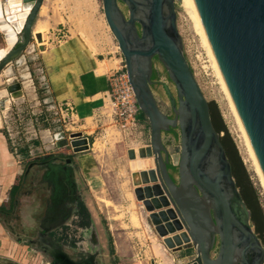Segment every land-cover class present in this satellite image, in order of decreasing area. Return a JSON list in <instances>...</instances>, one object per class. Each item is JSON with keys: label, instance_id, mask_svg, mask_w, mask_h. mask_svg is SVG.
<instances>
[{"label": "rangeland", "instance_id": "obj_1", "mask_svg": "<svg viewBox=\"0 0 264 264\" xmlns=\"http://www.w3.org/2000/svg\"><path fill=\"white\" fill-rule=\"evenodd\" d=\"M5 1L0 0V4H6ZM120 9L126 15L125 9ZM174 12L183 57L203 98L213 106L219 126L227 134L225 144L230 161L241 167L239 181L232 178L247 212L248 224L264 250V188L256 166L204 42L177 1ZM38 20L40 27L35 28L25 50L0 70V91L5 92L0 102L7 100L3 111L0 109V140L7 153L8 162L4 164L10 168L6 179L15 175L11 185L7 180L0 185V225L7 228L11 239H24V245L31 244L28 240L34 232H40L37 246L48 244L42 250L36 247V252L25 248L23 256L30 254L25 260L31 264H95L103 238L94 229L90 236L89 227L83 230L75 227V195H70L67 185L69 167L77 171L80 168L90 186V196L96 199V204H88L87 208L97 228L103 231L108 259L113 260L109 249L113 238L131 252L128 260L153 264L154 259L172 264L174 250L163 246L133 195V189L142 186L133 183L134 174L139 176L150 169L131 171L126 152L148 145L146 122L135 120L133 127L121 129L114 121L108 98L100 99L93 111L84 114L71 101L75 100L76 74L86 70L92 58L104 59L100 69L114 65L116 70L111 75L116 72L125 75L116 42L103 18L101 1L45 0ZM4 48V33L0 30V53L5 52ZM152 64L156 73L151 85L153 97L158 109L170 115L164 88L173 97L174 88L160 64L155 60ZM67 66L72 69L63 77L61 73L66 72ZM6 70L8 73H4ZM15 84L19 90L14 94L7 92V86ZM64 98L70 99L61 100ZM218 135L222 137L224 133ZM78 139H85L87 147L74 153L69 142ZM163 142L169 147L176 146L177 137L168 140L164 136ZM24 148L25 158L19 154ZM75 181L76 192H86L85 181L78 175ZM51 231L66 242H73V248L48 240L45 234ZM178 252L174 254L176 257L192 254L191 250ZM9 260V264H16Z\"/></svg>", "mask_w": 264, "mask_h": 264}, {"label": "water", "instance_id": "obj_2", "mask_svg": "<svg viewBox=\"0 0 264 264\" xmlns=\"http://www.w3.org/2000/svg\"><path fill=\"white\" fill-rule=\"evenodd\" d=\"M100 1L136 108L148 127V145L138 158L150 170L134 174L133 183L143 188L133 189V195L155 234L167 250H191L185 264H262L264 250L248 224L208 103L182 54L175 26L177 0ZM191 3L264 179V0ZM20 4L27 13L14 43L0 58V70L28 46L42 0ZM3 7L0 4V23L5 24ZM154 60L174 88V97L164 88L172 118L158 109L151 91ZM18 90L16 84L7 86L9 93ZM170 129L177 131L173 148L162 142V134ZM126 156L135 160V150ZM169 159L175 176L168 171Z\"/></svg>", "mask_w": 264, "mask_h": 264}, {"label": "crops", "instance_id": "obj_3", "mask_svg": "<svg viewBox=\"0 0 264 264\" xmlns=\"http://www.w3.org/2000/svg\"><path fill=\"white\" fill-rule=\"evenodd\" d=\"M44 1L45 0H42V4L38 9V12H37L36 17L34 19V22L32 24L31 35H34L35 28L40 27V21L38 20V17H39V14L41 12L42 5L44 4ZM36 35H38V34H36ZM103 62L105 63L104 59L99 60L97 58H92L89 61L88 68L86 70L76 74L75 80L73 82V88L75 87V89H74L75 100L71 99V101L74 104L75 108H78L82 114L89 113V112L93 111L94 106H96L100 103V99L105 101L107 98V95L109 92V81H110L109 76H111L112 71H115L116 68L114 65L109 66V64H108V66L106 68L104 67L103 69H100L102 67L101 64H103ZM113 63H115V61ZM67 67L68 68H67L66 72L61 73L63 75V77L64 76L67 77L70 73L69 70L72 69L71 66H67ZM49 80H50V78H49ZM65 90L66 89H64V92H65ZM65 99H70V98H64L61 100H65ZM81 113H79V114L81 115ZM0 145H1L0 146V185L4 184L6 180L9 182V185H11L14 181L15 175H11V176H9V179H6V177L10 173V168H8L4 164V162H8V161L5 160L7 158V156H6L7 153H6V150H4L5 146H3L4 145L3 140H0ZM174 146H171V148H173ZM69 168H70V173H69V171H66V174H68V182H67L68 191H69L70 195H72V196H73V194L75 195L74 199H77V198L81 199V201L83 202V204L85 205V207L89 213V210L87 208L88 204L89 205L93 204V203L96 204V202H95L96 199H94L90 196V193H91L90 192V186H88V182L84 179L86 176H84L82 174L83 171L80 168H78V171H77V169L73 170L71 166ZM77 175L83 181H85L84 182L85 183L84 189L86 188V192L85 191H81V193L76 192L78 185L76 183L77 181H75V178L77 177ZM174 176H175V173H174ZM82 189H83V186H82ZM0 199L2 200V198H0ZM89 216H90V220H91V225L89 227L90 231H88V234L91 233L90 236H92L95 232L99 238H101V239L103 238L102 241L100 242L103 244V245H100V251H99L100 256H97V260L95 261V264H138L132 259L128 260V257L130 256L131 252L130 251L128 252V250L126 248H122L121 245L114 242L113 238H112L111 245H109V249H111V251H112V259H113L111 262L110 259H108V257H107L108 251L106 250V248L104 246L105 240H104V237L102 234L103 231H100V229L97 228L95 221H94L95 218H93L90 213H89ZM132 219L136 223L135 219L134 218H132ZM33 225H34V222H33L32 226ZM106 232H107V230H106ZM39 233L34 232V234H32V238L30 239V237H29V240H28L31 244L24 245L22 243L24 239H20V240L11 239L10 238L11 235H9L7 228L2 227L0 225V264H9V262H10L9 259H11V260L13 259L12 261H15L16 264H27L29 261L25 260V259H29L30 254H28L27 257L23 256V254H24L23 252H25V248L28 247L30 252H33L36 249V247L41 248V250H42L48 244V243L47 244L45 243L43 245L44 247L43 246H40V247L37 246L36 242H40V240L38 238V236L40 237ZM100 233H101V235H100ZM110 236H111V234H110ZM51 244L54 245L53 243H51ZM51 244L49 243V245H51ZM34 252H36V251H34ZM127 253H129V254H127ZM175 253H179L178 250H175L172 253V255L174 257H172V258L170 257L172 264H185L187 262L188 258L190 256H192V254L191 255L185 254V255H182L180 257H176L174 255ZM32 258H33V256H32ZM151 262L153 264H168V263H165L164 261H163V263H158V262L154 261V259Z\"/></svg>", "mask_w": 264, "mask_h": 264}, {"label": "bare ground", "instance_id": "obj_4", "mask_svg": "<svg viewBox=\"0 0 264 264\" xmlns=\"http://www.w3.org/2000/svg\"><path fill=\"white\" fill-rule=\"evenodd\" d=\"M18 2H19V0H12L10 2H6V4H4V7H3L4 8V14H5V15H3V17H6L7 21H4L5 24L0 23V30L4 31V33H5L4 34L5 35L4 36V41H5L4 50H5V52L3 51V52L0 53V58H2L5 55L6 51L9 49V47L12 46V44L14 43L16 35L21 30V26H22V22L24 21L25 14L27 13V9L22 10V5L19 4ZM177 2L179 4V6L182 8V10L185 12V14L188 16L190 21L192 22L196 32L199 34V35L198 34L197 35L200 36L201 40L205 44V47H206V49H207V51H208V53H209V55L211 57L213 65L215 67V70H216L217 76L219 78L220 84L222 86V89L224 91V94H225V96H226V98L228 100V103H229V105H230V107H231V109H232V111H233V113L235 115L234 117L236 118V122L238 123V125H239V127H240V129H241V131L243 133V136L245 138V142H246V145H247V149L249 151V154H250L251 158L253 159V162H254V164L256 166V170H257L258 175L260 177V181H261L262 186L264 188V179H263L262 174H261V172L259 170V167H258V165L256 163V160L254 158V155L252 153L250 145H249V143L247 141V138H246V136H245V134L243 132V129H242V127H241V125H240V123L238 121V118H237L236 114H235V111H234V109L232 107V104H231V102L229 100V97H228L227 92L225 90V87H224V85L222 83V80L220 78L218 70H217V68H216V66L214 64V61L212 59L211 53L209 51V48H208L207 43H206V40H205L204 35L202 33V30H201V27L199 25V22H198L196 14H195L193 5L191 3V0H177ZM20 62H21V60H20ZM4 73H8V70H6ZM4 94H5V92L3 90H1L0 91V97H3ZM6 102H7V100L0 102V109L2 111H3V108L6 105ZM86 142L87 141L85 139L71 140L69 142V145H70V147H71V149H72V151L74 153H78V152L84 151L86 149V147H87V143ZM80 145H82V146L85 145V146H84V148H80L81 147ZM135 153H136L135 160L129 161L130 168L133 171L144 170L146 168L147 164L143 160L138 158L141 155V153H142V148L136 149ZM139 188H143V187L141 186ZM168 222H171V221H168Z\"/></svg>", "mask_w": 264, "mask_h": 264}, {"label": "trees", "instance_id": "obj_5", "mask_svg": "<svg viewBox=\"0 0 264 264\" xmlns=\"http://www.w3.org/2000/svg\"><path fill=\"white\" fill-rule=\"evenodd\" d=\"M155 77H156V73L152 70V74H151V77H150V80H151L152 83H153V80H155ZM208 106H209L210 121H211L213 129L215 130V132L217 134H219L220 132L224 133V135L222 137H219V142H220L222 148L224 149L226 158H227V160L229 162V165H230V168H231V174H232V176L235 178V180L237 182V181H239L238 179H240V176H241V173H242L241 172V167L239 166V163H238V165L234 166V164L232 163V160L230 161L229 151L227 150L226 144H225V141H227V134H226L225 130L219 126L220 125V120H219L218 115L216 114V112H214L213 106L211 104H208ZM135 119H136V121L138 123H141V122L145 121V119L143 118V116L141 115V113L138 110H137ZM19 154H21L24 158L27 157V152H26L25 148L23 150L22 149L19 150ZM168 169L173 170L174 168L168 165ZM73 217L76 220V222H74L75 223V227H77L79 229H86V228L90 227L91 220H90L89 213H88L85 205L83 204V202L81 201L80 198L75 199ZM61 227L65 228L66 226L61 225ZM45 236H46V238L48 240H50V241H52L54 243H60L62 246H69V247H73L74 246L73 242H69L68 243L63 238H60V237L56 236V233L54 231L47 232L45 234Z\"/></svg>", "mask_w": 264, "mask_h": 264}, {"label": "built area", "instance_id": "obj_6", "mask_svg": "<svg viewBox=\"0 0 264 264\" xmlns=\"http://www.w3.org/2000/svg\"><path fill=\"white\" fill-rule=\"evenodd\" d=\"M109 87L107 98L115 123L121 129L133 127L137 108L126 76L114 73L110 77Z\"/></svg>", "mask_w": 264, "mask_h": 264}, {"label": "flooded vegetation", "instance_id": "obj_7", "mask_svg": "<svg viewBox=\"0 0 264 264\" xmlns=\"http://www.w3.org/2000/svg\"><path fill=\"white\" fill-rule=\"evenodd\" d=\"M118 6L123 7L122 4H120V3H118ZM166 116L169 117V118H172V114L166 115ZM176 132H177L176 129H170L168 132L163 133L162 134V141H163L164 136H166L168 138V140H176V137H177ZM168 142H170V141H168ZM163 144H164V142H163ZM164 146H167V145L164 144ZM168 165L171 166V160L170 159L168 160ZM168 171H169L170 175L174 176V173H175L174 169L173 170L168 169ZM73 219H74V217H73ZM68 248H73V247H69L68 246Z\"/></svg>", "mask_w": 264, "mask_h": 264}]
</instances>
